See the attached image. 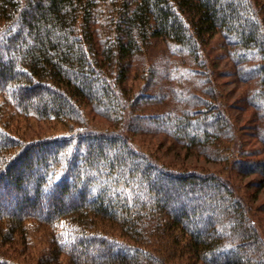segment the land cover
Listing matches in <instances>:
<instances>
[{
    "label": "trees",
    "instance_id": "obj_1",
    "mask_svg": "<svg viewBox=\"0 0 264 264\" xmlns=\"http://www.w3.org/2000/svg\"><path fill=\"white\" fill-rule=\"evenodd\" d=\"M103 2L0 0V264H21L11 245L33 230L48 243L37 264H174L171 244L191 264H264L261 230L234 183L159 162L130 139L154 124L208 152L219 139L236 141L227 113L211 95L184 101L174 91L178 110L144 114L140 104L156 98L123 87L152 38L171 40L203 66L219 32L240 77L256 82L247 100L264 115V0ZM89 106L114 127L84 125ZM14 115L76 128L24 139L6 128ZM246 163L241 171L264 174V155Z\"/></svg>",
    "mask_w": 264,
    "mask_h": 264
},
{
    "label": "rangeland",
    "instance_id": "obj_2",
    "mask_svg": "<svg viewBox=\"0 0 264 264\" xmlns=\"http://www.w3.org/2000/svg\"><path fill=\"white\" fill-rule=\"evenodd\" d=\"M105 1L101 5L103 8H107L109 5L107 3L111 0ZM105 30L102 25L99 35H104ZM252 58L249 57V63H253ZM203 60L206 64L200 66L191 60L188 54L179 51L178 45L171 40L164 37L152 38L145 52L132 59L123 87L131 97L138 98L144 93L156 98H150L140 104V111L144 114L175 112L178 110L175 101L177 92L184 101H188L191 97L209 98L211 95L230 117L236 141L229 138L219 139L220 142L217 140L211 144L208 152H203L197 147L180 143L164 130H156L154 124L148 125L142 131L132 133L130 139L137 148L150 153L156 160L171 167L179 170L210 171L230 180L235 184L240 195L245 197L250 206L251 216L264 239V174L240 170V166L246 165V162L264 155L261 138L264 133L261 134L259 129L264 130V115L258 116L259 113L257 114L247 100L257 84L254 80H244L240 77L239 67L232 57L231 49L219 32L210 38ZM195 68L209 71L210 78L206 80V72L204 74L196 72ZM162 94L163 98H161ZM158 96H161V99H157ZM83 111L84 125L96 129L114 127L110 119L94 112L92 107H85ZM117 123L116 125H119ZM73 127L74 124L67 121L39 119L34 115L26 117L14 115L6 124L7 129L24 139L66 135L71 129L76 128ZM212 146H215V149ZM235 159L242 163H237L234 167ZM32 229L35 228L32 227L30 230ZM110 231L116 232L112 228ZM166 233L171 234L173 230H167ZM29 234L26 242L19 243L17 240L11 245L13 258L21 264H37L48 247L42 232L33 230ZM185 238L180 241L184 242ZM163 242L165 243V240ZM171 246L175 249L171 262L191 264L187 254L179 252L175 244ZM50 264L68 263L65 257H61L57 262Z\"/></svg>",
    "mask_w": 264,
    "mask_h": 264
},
{
    "label": "bare ground",
    "instance_id": "obj_3",
    "mask_svg": "<svg viewBox=\"0 0 264 264\" xmlns=\"http://www.w3.org/2000/svg\"><path fill=\"white\" fill-rule=\"evenodd\" d=\"M18 18H19V17H18ZM13 21H14V20H13ZM19 23H20V22H19ZM1 24H2V23H1ZM7 25H8V23H7ZM10 25H11V24H10ZM19 25H20V24H19ZM16 26H17V25H16ZM0 27H1V26H0ZM109 27H110V26H109ZM1 28H2V27H1ZM112 28H113V27H112ZM116 29H117V28H116ZM7 32H8V31H7ZM16 32H17V31H16ZM5 33H6V32H5ZM5 33H4V34H5ZM8 33H9V32H8ZM17 33H18V32H17ZM113 36H114V35H113ZM101 41H102V40H101ZM103 41H104V40H103ZM85 47H86V46H84V48H85ZM86 49H87V47L85 48V51H87ZM92 49H93V48H92ZM88 50H89V49H88ZM95 50H96V49H95ZM92 52H93V51H92ZM1 53H2V51H1ZM6 53H7V52H6ZM3 54H4V53H3ZM88 54H89V53H88ZM88 54H87V55H88ZM90 54H91V53H90ZM91 55H92V54H91ZM88 56H89V55H88ZM2 58H3V57H2ZM4 58H5V57H4ZM5 59H6V58H5ZM198 62H199V61H198ZM207 67H208V66H207ZM208 68H209V67H208ZM204 73H205V72H204ZM215 91H216V90H215ZM181 92H182V91H181ZM175 93H176V92H175ZM215 95H216V94H215ZM219 104H220V103H219ZM220 109H221V108H220ZM211 114H212V113H211ZM2 115H3V114H2ZM9 133H10V132H9ZM136 151H137V150H136ZM136 198H137V196H136ZM138 198H139V197H138ZM133 199H134V198H133ZM205 199H206V198H205ZM205 199H204V200H205ZM144 201H145V200H144ZM197 201H198V200H197ZM186 202H187V201H186ZM195 204H196V203H195ZM202 204H203V203H202ZM204 204H205V203H204ZM193 206H194V204H193ZM187 207H188V206H187ZM197 207H198V206H197ZM195 209H196V208H195ZM204 209H205V208H204ZM68 219H69V218H68ZM72 219H73V218H72ZM69 220H70V219H69ZM143 225H144V224H143ZM147 225H148V224H147ZM149 225H150V224H149ZM150 226H151V225H150ZM150 226H149V227H150ZM90 228H91V227H90ZM95 228H96V227H95ZM114 228H115V227H114ZM114 228H113V229H114ZM146 228H147V227H146ZM152 228H153V227H152ZM115 229H116V228H115ZM143 229H144V228H143ZM258 229H259V228H258ZM146 231H147V230H146ZM149 231H150V230H149ZM112 232H113V231H112ZM258 232H259V230H258ZM123 233H124V232H123ZM152 235H153V234H152ZM143 236H144V235H143ZM148 236H149V235H148ZM241 242H242V241H241ZM182 251H183V250H182ZM194 257H195V256H194ZM213 258H214V257H213ZM190 260H191V259H190ZM191 261H192V260H191ZM215 263H216V262H215Z\"/></svg>",
    "mask_w": 264,
    "mask_h": 264
}]
</instances>
